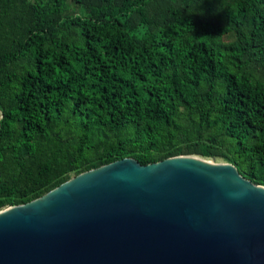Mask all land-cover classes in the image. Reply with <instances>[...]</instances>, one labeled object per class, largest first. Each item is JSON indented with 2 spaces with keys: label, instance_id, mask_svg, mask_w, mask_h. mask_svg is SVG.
Returning a JSON list of instances; mask_svg holds the SVG:
<instances>
[{
  "label": "trees",
  "instance_id": "1",
  "mask_svg": "<svg viewBox=\"0 0 264 264\" xmlns=\"http://www.w3.org/2000/svg\"><path fill=\"white\" fill-rule=\"evenodd\" d=\"M180 154L264 185V0H0V206Z\"/></svg>",
  "mask_w": 264,
  "mask_h": 264
},
{
  "label": "water",
  "instance_id": "2",
  "mask_svg": "<svg viewBox=\"0 0 264 264\" xmlns=\"http://www.w3.org/2000/svg\"><path fill=\"white\" fill-rule=\"evenodd\" d=\"M0 264H264V185L223 157L123 156L0 206Z\"/></svg>",
  "mask_w": 264,
  "mask_h": 264
}]
</instances>
